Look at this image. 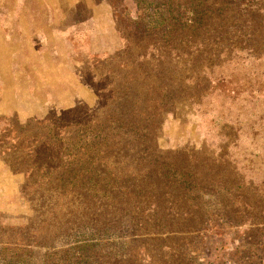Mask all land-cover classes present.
<instances>
[{"label": "trees", "instance_id": "obj_1", "mask_svg": "<svg viewBox=\"0 0 264 264\" xmlns=\"http://www.w3.org/2000/svg\"><path fill=\"white\" fill-rule=\"evenodd\" d=\"M152 2L134 0L143 10L142 17L156 20L161 35L198 27V19L185 8L161 3L150 11ZM229 2L257 17L264 12V3L257 5L258 0ZM258 24L264 25V18L259 17ZM225 29L215 28L219 30L212 42L215 46L222 45ZM246 41L228 57L231 63L238 55H245L239 61L243 73L229 81L217 78L218 84L227 83L225 87L233 83L234 89L222 100L235 106L230 113L211 119L216 130V123H223L220 132L213 135L230 141L237 150H242L238 146L245 140L253 147L242 172L234 160L213 155L206 139L199 150L190 153L160 149L150 131L141 133L146 136L144 146L134 144L133 138L140 133L134 124L144 118L135 123L120 119L134 126L129 129L131 136L120 132L109 141L104 131L89 129L93 125L88 114L62 124L16 120L14 129L9 126L13 121L10 117L9 124L0 129V150L10 152L17 172L32 180L27 185L29 191L43 190L40 195L23 197L13 209H0V264H211L205 257L204 242L207 240L209 246L214 241L200 233L213 222L227 223L225 235L237 243L235 250L242 264L248 242L240 229L253 227L264 237V51H254ZM248 41L264 46V32L249 35ZM231 48L233 51V44ZM224 59L225 55L221 61ZM235 71L240 73L237 65L232 69ZM129 108L127 101L124 109ZM232 113L237 115L234 119ZM151 116L146 119H153ZM68 129L76 132L67 135ZM66 139L69 143L65 146ZM47 154L53 155L48 158ZM104 158L123 167L112 181L108 173L96 178L90 174V169L105 166ZM228 171L233 176L231 182L215 181ZM125 181L127 187L122 183ZM97 192H104V198L95 197ZM216 199L221 200L218 209L213 206ZM139 201L146 205L143 214L139 205L134 207ZM118 240L123 249L111 248L106 253ZM38 249L45 251L44 257L32 262L30 256ZM251 257L256 258L253 264H264V240Z\"/></svg>", "mask_w": 264, "mask_h": 264}, {"label": "rangeland", "instance_id": "obj_2", "mask_svg": "<svg viewBox=\"0 0 264 264\" xmlns=\"http://www.w3.org/2000/svg\"><path fill=\"white\" fill-rule=\"evenodd\" d=\"M152 1L150 11L161 3L185 8L198 19V27L161 35L156 30V20L142 17L143 10L138 9L134 0H0V120L4 119L0 129L9 124L12 116L9 126L14 129L16 120H30L35 125L45 120L62 124L63 120L88 114L87 120L93 125L89 129L104 131L109 141L120 132L130 137L129 129L134 126L140 132L133 138L134 144L144 146L143 134L150 131L155 144L164 150L190 153L199 150L206 139L213 155L234 160L242 172L253 147L245 140L238 146L243 151L234 149L230 141L213 135L220 132L219 125L223 123H216V130L211 119L235 106L222 100L234 89L233 83L225 87L227 83L218 84L217 78L229 81L243 73L239 61L245 55L240 54L229 63L228 57L235 54L237 45L247 39L246 44L253 45L254 51H264V46L248 41L249 35L258 30L264 32V25L258 24L264 12L257 17L241 11L229 0ZM219 26L226 28V32L222 45L217 47L212 42ZM236 65L240 69L238 74L237 69L232 72ZM127 101L129 110L124 109ZM149 115L153 119H146ZM232 115V119L237 116ZM120 119L141 123L127 126ZM75 132L68 129L67 135ZM68 143V139L63 142L65 146ZM47 155L49 158L53 154ZM11 156L10 152L0 150V209L4 210L15 208L23 197L40 195L43 190H28L32 180L17 172ZM117 162L104 158L105 166L90 169V174L96 178L108 173L112 181L123 168ZM232 178L228 171L215 181L228 183ZM122 183L127 187V181ZM95 197L103 199L104 192L95 193ZM220 201L213 202L216 209L221 207ZM138 205L143 214L145 203L139 201L134 207ZM227 230V223L213 222L200 233L214 241L209 246L207 240L204 242L205 257L211 264L241 263L235 250L237 243L225 235ZM241 230L248 242L242 264H253L256 258L251 257V252L258 250L264 237L253 227ZM120 242H112L106 253L111 248L121 251ZM44 252L33 251L30 260L41 261ZM256 254L261 255L259 251Z\"/></svg>", "mask_w": 264, "mask_h": 264}]
</instances>
